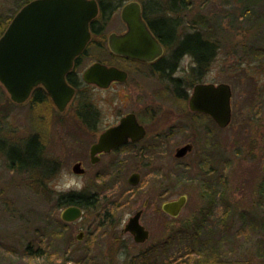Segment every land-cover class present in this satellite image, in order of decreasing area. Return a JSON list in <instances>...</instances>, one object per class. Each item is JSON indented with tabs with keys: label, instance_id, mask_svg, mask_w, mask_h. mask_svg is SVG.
<instances>
[{
	"label": "rangeland",
	"instance_id": "obj_1",
	"mask_svg": "<svg viewBox=\"0 0 264 264\" xmlns=\"http://www.w3.org/2000/svg\"><path fill=\"white\" fill-rule=\"evenodd\" d=\"M20 1L0 0V18L14 17ZM155 1L166 3V0ZM183 1V9L171 15L179 21L183 31L180 33L186 35L192 28L199 29L192 23L197 17L204 18L218 44L202 83L227 85L232 94L231 124L218 133L221 183L213 187L214 206L205 232L219 233L223 241L222 264H264V176L261 171L264 165V57L255 56L264 53V0ZM120 25L118 10L107 21L105 37L120 29ZM104 53L99 54L94 46H88L77 72L82 74L98 59L104 60ZM190 63L185 57L181 67L187 69ZM137 79L106 93L91 89L80 91L79 102L88 101L99 110L97 132L116 124L117 117L125 113L147 110L152 114L147 137L138 149L129 150V154L103 157L92 170L88 149L95 137L77 123L72 109L58 114L50 100L15 105L0 86V264H60L62 257L68 256H73L76 264H144L145 258L150 259V264H201L195 240L203 232L199 211L205 200H201L198 183L191 181L192 176L187 177L184 171L191 168L193 175L196 161L204 157L212 162L213 152L204 150L202 140L191 131L184 138L170 137L163 97L168 88L166 82L157 77ZM79 133L84 135L81 140L73 137H82ZM36 135L43 143L42 157L54 162L48 174L27 168L38 162L27 163L23 158L29 149L28 140ZM184 143L193 145V153L176 162L174 151ZM5 154L21 166V171L8 168ZM77 162L86 171L85 176L77 178L83 186L79 190L57 192L55 186L66 182L64 175L74 177L71 168ZM170 167L175 170L173 199L185 194L188 204L168 231L169 221L165 218L161 217L156 225L149 222L157 208L154 191L158 189L153 182H160L161 171ZM132 173L140 175V185L134 193L126 183ZM101 175L103 185L98 182ZM71 192L92 195L98 203L79 222L67 228L57 227L56 220L64 209H56L55 200ZM146 201L150 208L143 224L150 238L144 245L136 246L121 232L128 218L141 210ZM214 224H218L215 230ZM96 226L100 228L95 230ZM35 231L43 244L48 243L51 233L58 231L60 235L46 251L47 258L36 261L28 259L25 253L26 250L33 252L39 244L32 242ZM79 231L84 237L81 243H76ZM68 250L73 253L62 254ZM121 255L123 261L119 259Z\"/></svg>",
	"mask_w": 264,
	"mask_h": 264
},
{
	"label": "water",
	"instance_id": "obj_2",
	"mask_svg": "<svg viewBox=\"0 0 264 264\" xmlns=\"http://www.w3.org/2000/svg\"><path fill=\"white\" fill-rule=\"evenodd\" d=\"M98 15L94 0H33L22 7L13 17L0 37V86L15 105L24 104L32 90L42 87L59 113H62L74 96V90L65 82L73 61L81 55L89 42V24ZM120 19L128 32L122 37H109V49L118 56L141 62H152L163 53L162 48L142 21L140 8L136 3L125 5ZM125 74L98 63L89 67L82 76L87 85L106 89L113 81L122 82ZM231 92L227 85L217 87L197 86L190 101L193 111L209 115L220 128L230 122ZM143 131L133 116L121 120L120 125L103 133L91 147V157L98 153H110L127 143L137 141ZM191 146H185L176 153L183 158ZM80 165L72 172L82 173ZM264 174V165L262 167ZM128 183L138 186V176L132 175ZM185 203L184 198L166 204L163 211L177 217ZM81 210L71 207L63 211L61 220L71 223L80 219ZM140 213L130 219L125 228L136 244H143L148 233L139 225ZM83 234L76 236L81 241Z\"/></svg>",
	"mask_w": 264,
	"mask_h": 264
},
{
	"label": "flooded vegetation",
	"instance_id": "obj_3",
	"mask_svg": "<svg viewBox=\"0 0 264 264\" xmlns=\"http://www.w3.org/2000/svg\"><path fill=\"white\" fill-rule=\"evenodd\" d=\"M94 1L96 2L97 8H98V15L94 21L98 19L102 8L105 11V15L104 17H102V20H100L96 24L91 25L92 22L89 24V42L85 50L81 53V55L73 61V66L70 72L67 73L65 76V82L71 89L74 90V96L62 113H59L53 104L52 106L54 107V109L56 110L58 114H66V110L68 108L72 109L73 110L72 116L77 121V123L81 124V126L85 129L86 132L88 131V132L93 133L95 139L88 149V164H89L90 169L92 170L101 163V159L103 157H107L109 155L119 154V153L129 154L130 153L129 150L138 149V146L147 137V134H148L147 130L151 126L152 114L150 111H147V110L140 112V113H136V114L125 113L117 117L115 121L116 124L111 125L110 127H107L101 132H97V125L100 121L99 110L96 108L95 105H93L92 103H89L88 101L79 102L78 99H79L81 89H85V90L91 89L94 91L106 93V92L116 90V88L124 86L125 84L128 83L129 80L132 81V79H134V82H135L136 80H138L137 78L141 76L153 77V78L157 77L160 81L166 82L168 88L166 89L167 92L163 95V97H165V101H164L165 103L164 102L163 103L167 106V111H168L167 117H168L169 126H170V132H169L170 137L172 138L176 137L179 139L184 138V134L191 131L195 136H197L198 138L202 140L203 149L204 150L210 149V151H212L214 155L212 162L210 160L209 162H207V160L204 157L198 159L196 161L197 167L194 169L193 175L190 173L191 168H186L184 171V174L187 177L192 176L191 181L198 183L199 188L202 190L201 200H205V202L201 205V208L199 211V217L201 218V222L199 226L200 228L203 229V232H201L199 235L196 234L198 240L197 239L195 240V243L198 245L197 254L201 256V258H199L201 259V264H222L223 263V259H222L223 253L221 251L222 250L221 245L223 241L222 239H220L219 233H217L216 231L215 232H211V231L205 232V229H206V225L209 224L208 221L211 219V217H209L208 215L212 213L213 206H214L213 187H216L218 183L219 184L221 183V161H220L221 141L218 142V140H220L219 138L220 135H218V133H221L222 131L226 130L231 124V119H232L231 98H230V110H231L230 122L228 126L225 127L224 129L220 128L218 124L215 122V120L212 119L209 115L203 112H200V111L191 110L190 101L194 94V89L197 86L211 85V86L217 87L219 84L216 85L212 83L211 84L202 83V79L207 74L206 70L208 69V67L206 69H202L201 72L194 73L192 70H194L195 68V63L192 62V60L189 58L188 55H185L184 52H181L178 50V47H179L178 45L180 41L186 36L180 33L183 31H182V27L179 21H177L178 22L177 26H174V25L173 27L170 26L173 29V31H176L175 32L176 41L173 42V44L170 45L169 48L165 47V45L162 43L160 38L150 28L149 20L154 21V19H157L158 16H161V17L166 16L167 18H170L171 21H173V17L171 16L173 13L168 12V9H170V3L168 2V0H166V3H163V5L162 3H159L155 0H152L150 3H148L147 1L143 2L141 0H128L126 2H120V0H114L112 4L108 2H103L101 0H94ZM129 3H136L139 6L142 21L145 23L148 31L151 33L153 38L156 40V42L159 44V46L163 50V53L160 56V58L152 62L145 63V62H141L137 60H132L126 57L118 56V55L113 54L109 49V37L110 36L115 35L117 37H122L126 35V33L128 32L127 26L121 22L120 13H121L122 8ZM118 10H119V20L121 24L120 29L116 30L115 32L110 33L107 37H105L104 30H105L107 21L110 20L112 16H115ZM164 10H165V13L164 12L161 13ZM174 20L176 19L174 18ZM179 33L182 34V36L179 35ZM90 45L94 46V48L99 54L105 51L104 55L107 56V57H104L103 55L104 60H102V64L99 62H96V63L103 65L107 67L108 69L114 68L118 70L119 72L125 74L126 77L124 81L122 82L113 81L109 84V86L106 89H100L97 86L87 85L83 82L82 80L83 73L89 67L82 74H79L77 72V69L80 66V61L85 55L87 47ZM185 57L188 58L189 61L191 62L189 64L190 65L189 68L187 69L181 67V61L182 59H185ZM230 92H231V89H230ZM43 93L47 96L48 100H50L47 93L42 87H36L32 90L30 97L26 102L30 100L32 101L34 94L40 96ZM163 99L164 98H162V100ZM128 116L134 117L137 126L143 131V137H141L140 139H137V141H132L131 139H128L127 143L111 151L108 154L98 153L94 157H91V147L98 142L100 136L103 133H105L107 130L120 125L121 120L125 119ZM69 131H70V128L67 132ZM80 135L82 137L75 136V135H73V137L77 140H81L83 139L84 135L82 134ZM185 146H191V151H189L183 158H176V153L180 149L184 148ZM178 147L179 148H176V150L174 151V155H173V158L176 162L183 161L184 159H186L188 156H190L193 153L194 147L190 143H184ZM141 152L142 151H139V153ZM77 164L80 165L79 169L82 171V173L79 175H76L72 172L73 166ZM73 166L71 168V173L74 177L81 178L86 175V171L82 168L83 164L81 162H77ZM108 170L104 172V175ZM49 171L40 172V173L48 174ZM117 171L118 173H120L119 170ZM132 175L138 176V186L137 187H139L140 185V175L138 173H132L127 178L126 183H127V186L130 188L129 191L134 193L137 187H132L128 183V180ZM174 175H175V170L172 167H170V168H167L161 171L160 182H157L156 180L153 182L154 188L158 189L154 191L155 194H157L156 196L157 200L155 201V203L157 202V208L153 210L154 212L153 218L151 222L149 223L156 225L157 221H159L161 217L165 218L166 220L169 221L168 226H167L168 231L173 229L174 221L180 217V215L182 214V212L184 211V209L186 208L188 204V197L185 194H182L178 198L173 199ZM98 182L101 185L104 184L103 175H101V180L100 181L98 180ZM126 194H128V192L124 193V195ZM92 198H93L92 206L86 211L78 206L66 207L63 211H65L68 208L75 207L81 210L82 215L80 219L74 222H71V223H67L61 220V214L63 213L62 211L60 214V218H59L62 228H67L69 225L79 222L85 213H87L89 210L94 209L95 205L98 202H95V198L93 196ZM180 198H184L185 203L180 213L177 215V217H171L163 211L162 207L164 205L176 202ZM149 208H150L149 203L146 201L143 204V207L141 210H138L137 212H135L132 216L128 218L127 223L124 225L122 229L121 235L122 236L128 235L136 246L144 245L150 238V232L147 229L146 225L143 224L144 215L148 211ZM137 213H140L139 225L143 227V229L148 233V239L143 244H136L134 242L133 236L129 232H125V228L127 224L129 223L130 219L133 218L135 214ZM190 222L192 221L190 220ZM214 225H215L214 226L215 227L214 230H215L216 228H218V224H214ZM99 228L100 226H96L95 230H98ZM80 233L83 234V237H84V233L79 231L78 234ZM87 235H89L88 232H87ZM76 236H75V242L81 243L83 238L81 241H77ZM70 246H72V244ZM64 253L70 254V253H73V251L68 250V252H64Z\"/></svg>",
	"mask_w": 264,
	"mask_h": 264
},
{
	"label": "trees",
	"instance_id": "obj_4",
	"mask_svg": "<svg viewBox=\"0 0 264 264\" xmlns=\"http://www.w3.org/2000/svg\"><path fill=\"white\" fill-rule=\"evenodd\" d=\"M32 0H21L18 2V8H22L27 3L31 2ZM128 0H120V2H126ZM152 0H147L148 3H150ZM170 3V9H168L169 13H177L178 10L183 9L185 6L183 0H168ZM172 11V12H171ZM165 13V10L161 13ZM105 11L101 10V13L96 21H93L91 25L96 24L100 20H102V17H104ZM13 17H9L6 20H2L0 18V37L4 33L5 29L7 28L8 24L12 20ZM192 24L197 25V28L190 30L186 34V36L180 41L178 50L181 52H184L185 55H188L189 58L192 60L193 63H195V68L192 70L194 73L201 72L202 69H205L209 66V64L212 62L213 58L215 57L217 51H218V44L216 43L211 31L212 28L208 24V22L204 18L197 17ZM149 25L152 31L160 38L162 43L165 45L166 48H169L170 45L173 44V42L176 41V31H173V29L170 27L173 25L177 26L178 22L177 20L171 21L170 18H167L166 16L161 17L158 16L157 19H154V21L149 20ZM256 58L264 57V53L260 55H255ZM97 62L102 64V61L100 59L97 60ZM48 100L47 96L43 93L42 95H36L34 94L32 101L34 103H43L44 101ZM28 146L29 149L27 151V154L23 157L25 162L32 163L34 161L38 162V165L33 166H27V168H35L40 172H47L51 169V166L54 165V162H50L45 160L42 156L43 148H42V140L36 135L32 136L28 140ZM7 162H8V168L9 169H16L18 171H21V166L17 165L15 161H13L10 157L7 156V154L4 155ZM93 198L90 195H86L83 193H67L62 194L58 196V198L55 200V208L65 209L69 206H78L82 208L83 210H88L92 206ZM57 227H62L61 222L57 219L56 220ZM59 231H61L59 229ZM58 231L53 232L49 235L48 243L43 244L40 242V239L38 236V231H35L33 234V243L38 242L39 244L36 245V249L33 252H28L27 250L25 253L28 256V259L31 260H40L43 258H47L48 253L46 252L49 250V246L54 243L60 235ZM29 250V249H28ZM63 255H66L65 253H62ZM87 256V255H86ZM85 256V257H86ZM53 257V256H52ZM143 258V257H142ZM55 259H52V261ZM61 260V259H59ZM201 260V259H200ZM86 261V258H85ZM201 262V261H200ZM75 258L72 256L68 257H62V260L60 264H76ZM144 264H150V259L145 258Z\"/></svg>",
	"mask_w": 264,
	"mask_h": 264
},
{
	"label": "clouds",
	"instance_id": "obj_5",
	"mask_svg": "<svg viewBox=\"0 0 264 264\" xmlns=\"http://www.w3.org/2000/svg\"><path fill=\"white\" fill-rule=\"evenodd\" d=\"M64 180L66 181L63 184H58L55 186V190L57 192H61V191H68L72 188H75L76 190H79L83 185H82V181H79L76 177H71L69 178L67 175H64ZM119 259L121 261L124 260V256L121 255L119 257Z\"/></svg>",
	"mask_w": 264,
	"mask_h": 264
}]
</instances>
